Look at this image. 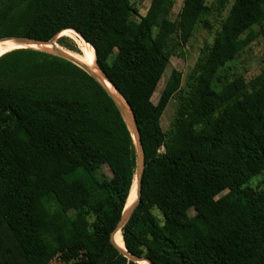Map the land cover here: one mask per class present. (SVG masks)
I'll return each instance as SVG.
<instances>
[{"label": "trees", "instance_id": "trees-1", "mask_svg": "<svg viewBox=\"0 0 264 264\" xmlns=\"http://www.w3.org/2000/svg\"><path fill=\"white\" fill-rule=\"evenodd\" d=\"M207 2L182 0L172 19L173 0H151L144 14L131 0H0V38L75 30L130 105L144 168L120 231L129 253L153 264H264V188L250 186L264 172V68L226 83L219 74L264 40V0ZM213 13L215 33L184 85L172 69L153 102L170 57ZM67 36L58 42L79 53ZM135 167L126 122L83 69L38 49L0 55V264H138L110 240Z\"/></svg>", "mask_w": 264, "mask_h": 264}, {"label": "rangeland", "instance_id": "rangeland-1", "mask_svg": "<svg viewBox=\"0 0 264 264\" xmlns=\"http://www.w3.org/2000/svg\"><path fill=\"white\" fill-rule=\"evenodd\" d=\"M151 0H131L134 8L140 13L144 14ZM174 4L170 17L174 19L179 11V8L182 4V0H173ZM216 0H208V4L214 3ZM232 0H229L231 2ZM209 26L204 27L201 25L196 29L193 37L183 46L178 52V54H173L169 59V64L166 67L154 93L152 94V101L156 102L159 94L162 91V88L165 84V81L171 72L172 69L178 70L181 72L182 76V85H184L185 79L190 72L191 68L197 56L200 52L201 47L205 42L210 41L215 33V28L217 27L216 16L213 13L208 17ZM211 27V28H210ZM1 39V38H0ZM2 41V40H0ZM71 44H74L75 47L80 51L78 45L74 40L69 39ZM62 45V44H61ZM64 46V45H63ZM182 53V54H181ZM264 68V40L262 38L256 39L250 46L244 49L236 58L231 62L226 64V66L220 70L219 74L221 75L222 82L226 83L231 80L236 74L249 79L250 77L256 75ZM222 82H215L214 86L219 89L222 86ZM177 106V95L174 94L162 113L160 123L162 129L165 131L168 127L170 119L174 114L175 108ZM250 186L254 188H264V172L256 175L250 181ZM137 263V262H136ZM53 264H58L57 261H54Z\"/></svg>", "mask_w": 264, "mask_h": 264}, {"label": "water", "instance_id": "water-1", "mask_svg": "<svg viewBox=\"0 0 264 264\" xmlns=\"http://www.w3.org/2000/svg\"><path fill=\"white\" fill-rule=\"evenodd\" d=\"M54 37L55 36H53L51 39L43 40V39H37L34 37H27V36H10V37L1 38L0 40L9 39V40H13L16 43L46 44V43H53ZM17 48H19V47H17ZM50 53H53L55 55H58L60 57H63L65 59L71 61L72 63H74L75 65H77L81 69H83L87 74H89L102 87V89L107 93V95L115 103V105L118 108L120 114L122 115L124 121L126 122V125L129 129V132L131 134L133 144H134L135 150H136L135 175H134V180L131 184V187H132L133 183H135L136 198L132 202L128 203L127 200H128L129 194H130V191H129V194H128L127 199H126L122 215H121L119 221L117 222L116 226L114 227V229L110 233V240L112 241L113 245L120 251V253H122L128 259L133 260L137 263L140 260H146L149 264H153L147 258L134 256L131 253H129V251L126 249L125 245L123 248H120L114 242V237L116 236V234L118 232L121 231L122 227L129 220V218L133 214L136 206L140 203V200H141V177H142V172H143V168H144V149H143V145H142V141L140 138V133H139V130L137 127V123H136L134 113H133L130 105L128 104V102L125 100V98L122 96V94L119 92V90L115 87V85L108 78L105 71L97 64V62H95L96 63L95 66L90 67V66L86 65L84 62L74 58L67 51L60 49V48H55ZM95 61H96V59H95ZM104 79L107 80V82L110 84L111 89L103 84ZM130 190H131V188H130Z\"/></svg>", "mask_w": 264, "mask_h": 264}, {"label": "bare ground", "instance_id": "bare-ground-1", "mask_svg": "<svg viewBox=\"0 0 264 264\" xmlns=\"http://www.w3.org/2000/svg\"><path fill=\"white\" fill-rule=\"evenodd\" d=\"M68 30L62 31L66 32ZM74 33H59L58 35H56L53 39V43H46V44H32V43H16L13 40H3L0 41V55L8 50L17 48V47H26V48H32V49H38V50H42V51H46V52H52L53 49L55 48H60L63 49L65 51H67L68 53H70L74 58H76L77 60H80L82 62H84L86 65L93 67L96 65V55H95V50L93 48V46L91 44H89L88 42H86L83 37L76 32L75 30H70ZM66 35H71V36H67L66 38L68 39H72L75 41V43L78 45L80 52H74L69 50L68 48H66L65 46L61 45L58 42V39L66 36ZM7 41V43H5ZM9 41V42H8ZM92 47V49L90 47ZM103 84L105 86H107L108 88L111 89L110 84L107 82V80H103ZM136 198V192H135V183H133L132 187H131V191L128 197L127 202L130 203L132 202L134 199ZM114 242L116 243V245H118L120 248L124 247V243H123V239L121 236V233L118 232L116 234V236L114 237ZM138 264H149L146 260H140L138 261Z\"/></svg>", "mask_w": 264, "mask_h": 264}]
</instances>
